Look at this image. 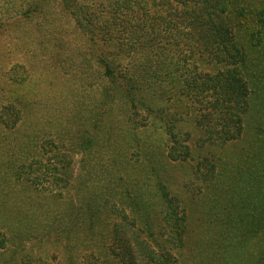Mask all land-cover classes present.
<instances>
[{
    "label": "rangeland",
    "instance_id": "obj_1",
    "mask_svg": "<svg viewBox=\"0 0 264 264\" xmlns=\"http://www.w3.org/2000/svg\"><path fill=\"white\" fill-rule=\"evenodd\" d=\"M87 1L96 10L79 14L66 5L67 0H43L37 12L29 11L31 0H0V34L7 39L0 45V106L14 103L20 110L18 101L29 98V108L14 117L15 126L0 124V264H14L8 261L10 256H39L48 264H63L66 256H106L101 253L104 241L118 262L121 240L135 242L124 229L139 233L158 251L148 232L128 218L136 214L137 195L153 212L155 239L171 233L160 220L164 202L158 180L179 197L188 217L185 244L176 250L179 264H208L212 256L220 261L237 254L256 256L260 239H252L243 249L236 244L241 235L234 215L245 208L238 204L249 189L245 176L258 171L255 164L264 156L259 99L255 112L244 115L239 138L224 144L210 142L207 133L180 114L188 104L173 105L171 117L183 118L176 122V130L188 132L192 151L188 163L175 161L160 119L150 117L146 126L126 120L121 102L102 116L103 108L96 104L101 68L94 56L86 55L82 41L92 30L97 38L101 35L102 21L112 18V3ZM82 17L94 26L84 25ZM42 36L62 37L69 44L67 52L52 48L61 55L59 61L41 53L37 41ZM128 55L130 60L122 57L126 69L143 68L142 54ZM164 80L170 86L169 77ZM203 101L207 99L199 97L198 103L191 97L185 102L204 107ZM79 115L90 117L94 147L87 154L74 131ZM137 124L142 125L135 128ZM95 208L106 210L102 225L88 215Z\"/></svg>",
    "mask_w": 264,
    "mask_h": 264
},
{
    "label": "trees",
    "instance_id": "obj_2",
    "mask_svg": "<svg viewBox=\"0 0 264 264\" xmlns=\"http://www.w3.org/2000/svg\"><path fill=\"white\" fill-rule=\"evenodd\" d=\"M41 2L43 0H31L29 11H39ZM111 3L112 18L101 20V35L98 34L97 38L92 30L82 41L86 55L90 59L94 56L101 68L102 81L96 104L103 108L102 116L110 115L113 104L121 102L126 120L143 121L146 126L150 117L160 119L171 144L170 156L173 157V149L175 161L188 163L192 159L189 134L176 130V122L183 121V118L171 117L173 105L188 104L184 106L188 110L180 111V114L186 115L194 127L207 133L210 142L220 144L239 138L244 115L255 112L256 98L260 101V112L264 113V0H111ZM93 4L87 0L66 2L73 12L79 14L84 13V9L95 11ZM80 19L84 20V25L94 26V22L83 17ZM4 36L0 34V45L7 40ZM37 43L42 46L41 53L55 61H59L61 55L52 48L66 52L69 48L62 37L42 36ZM127 53L142 54L143 68L126 69L127 62H123L122 57L130 60ZM164 77H169L170 86H165ZM191 97L197 102L199 97L207 101L201 102L204 107L185 102ZM18 105L20 110L29 108V98L18 101ZM20 110L14 103L0 106V124L15 126L14 117ZM140 113H144L143 118ZM78 119L80 123L75 125L74 131L81 149L87 154L94 147L89 130L90 117L79 115ZM97 124L95 122L93 126ZM138 125L142 124L135 128ZM255 125L259 127L258 123ZM255 165L258 171L250 170L245 176L249 187L246 197L243 201L238 200V204L245 208L234 216L241 235L236 244L243 249L252 239H260L258 252L256 256L237 254L232 260L223 258L222 261L212 256L208 264H264V156ZM151 169L155 170L152 166ZM211 171L215 172L214 165ZM156 187L164 202L160 220L171 233H161L164 238L155 239L153 212L137 195L133 198L136 214L130 213L128 218L131 224L137 223L148 232L158 251L150 247L139 233L124 229V233L134 236L135 242L128 244L126 239L121 240L118 262L107 252L104 241L101 253L106 256H66L63 264H179L181 256L176 250L185 244L188 217L181 205L183 202L170 194L167 185L158 180ZM105 211L95 208L88 215L94 223L102 225ZM117 213L125 217L124 213ZM105 215L107 218L108 213ZM15 251L12 249L11 253ZM8 261L48 264L39 256H10Z\"/></svg>",
    "mask_w": 264,
    "mask_h": 264
}]
</instances>
